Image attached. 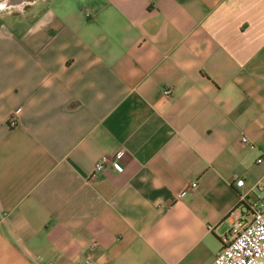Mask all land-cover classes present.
Returning <instances> with one entry per match:
<instances>
[{"label":"crops","instance_id":"1","mask_svg":"<svg viewBox=\"0 0 264 264\" xmlns=\"http://www.w3.org/2000/svg\"><path fill=\"white\" fill-rule=\"evenodd\" d=\"M260 203L264 0H0V264H212Z\"/></svg>","mask_w":264,"mask_h":264},{"label":"built area","instance_id":"2","mask_svg":"<svg viewBox=\"0 0 264 264\" xmlns=\"http://www.w3.org/2000/svg\"><path fill=\"white\" fill-rule=\"evenodd\" d=\"M170 93V90L165 91L167 96ZM247 141L242 138L243 143ZM122 154L121 150L115 156H102L95 163V171H102ZM238 183L242 185L243 181ZM232 233V239L222 246L212 264H264V203L254 206L249 219L235 221Z\"/></svg>","mask_w":264,"mask_h":264}]
</instances>
